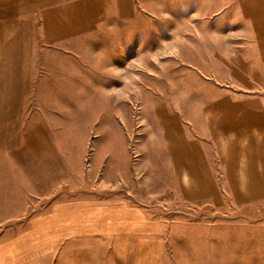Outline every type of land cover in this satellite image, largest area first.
Segmentation results:
<instances>
[{
	"label": "rangeland",
	"instance_id": "rangeland-1",
	"mask_svg": "<svg viewBox=\"0 0 264 264\" xmlns=\"http://www.w3.org/2000/svg\"><path fill=\"white\" fill-rule=\"evenodd\" d=\"M224 1L72 36L70 0H0V182L32 196L0 264H264V16Z\"/></svg>",
	"mask_w": 264,
	"mask_h": 264
},
{
	"label": "crops",
	"instance_id": "crops-1",
	"mask_svg": "<svg viewBox=\"0 0 264 264\" xmlns=\"http://www.w3.org/2000/svg\"><path fill=\"white\" fill-rule=\"evenodd\" d=\"M71 1V6L72 10L75 14L76 7L75 6H80L81 10L87 11V18H88V23L84 21V25L82 28H80V25L76 27V30L73 29L72 36H80V34L76 33H81V35L85 34H91L95 31L96 26L95 23L92 22V20L95 21V12L96 10H102L105 13L103 14V17L106 16H115L120 12L121 10L124 11L125 9H133V5L135 4L136 0H70ZM140 2H143L144 0H137ZM199 1L200 5H205V6H200V9H216L218 10V0H197ZM191 0H151V5L153 9L156 10H162V11H170L174 9H183L186 6H180V5H187L190 4ZM174 3H177L175 7H172ZM242 3L241 0H232L231 2L229 1H224V4L226 5H233V4H238ZM245 4L247 5L246 9L251 10V11H262L263 16H264V0H245ZM223 6V9H227L229 6ZM232 9H239L237 7H232ZM240 9H245V7H240ZM100 25V24H98ZM80 28V29H79ZM76 34V35H75ZM0 166H8L6 165H0ZM9 167V166H8ZM2 171V170H1ZM3 180L0 182V212L1 213H6L9 214L11 210H5L6 207H9V204L11 202H18V203H29L32 200L31 192L28 188H25L24 184H20L16 180H12L13 183H16V186L11 187L9 183V174H5V177H2ZM6 178V179H4ZM37 191V197L41 198L44 197L40 194L38 188L36 187ZM41 199H45L41 198ZM1 221V220H0ZM25 223H19L20 228L24 227ZM11 229H13V226H5L4 228L0 229V249L3 250V246L9 243L10 241V232ZM124 234H120L122 236ZM124 237V236H122ZM131 237H134V233H128L126 234V237L124 240H127ZM128 241V240H127ZM140 242H143L141 240ZM38 249H46L45 244H41L40 242H34L27 244L25 247H21V250L27 251V252H36ZM59 250L58 253V258L62 257V249L63 245L60 244V248L57 247ZM140 250V249H138ZM143 250V249H142ZM9 257V256H8ZM61 259V258H60ZM16 258H14V261Z\"/></svg>",
	"mask_w": 264,
	"mask_h": 264
}]
</instances>
